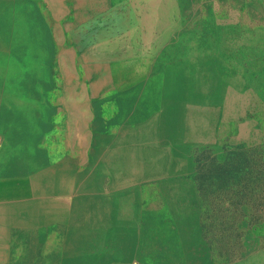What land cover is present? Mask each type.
Returning a JSON list of instances; mask_svg holds the SVG:
<instances>
[{"label": "rangeland", "instance_id": "obj_1", "mask_svg": "<svg viewBox=\"0 0 264 264\" xmlns=\"http://www.w3.org/2000/svg\"><path fill=\"white\" fill-rule=\"evenodd\" d=\"M1 1L0 74L44 98L50 161L79 156L58 148L73 138L63 97L82 98L98 197L60 199L63 263L153 264L120 261L131 225L159 217L161 242L168 230L199 264H264V0H52L57 16L48 0Z\"/></svg>", "mask_w": 264, "mask_h": 264}, {"label": "crops", "instance_id": "obj_2", "mask_svg": "<svg viewBox=\"0 0 264 264\" xmlns=\"http://www.w3.org/2000/svg\"><path fill=\"white\" fill-rule=\"evenodd\" d=\"M1 4L0 0V6ZM4 6L6 9V5ZM1 17L0 15V20ZM4 17L5 22H8V17ZM2 53L0 50V56ZM14 81L11 83L0 74V217L3 215V221L0 222V261L2 264H6L7 260H12L14 264H20L22 260H26L28 264L33 261H37L36 264H64L65 258L68 260L71 256L64 253V236L61 234V241L54 239L53 228L64 229V225H54L52 217L55 209L58 211L62 207V198H71L76 202V199L80 200L85 195L90 199L98 196L96 190H91L82 178L80 156L64 158V167L59 168L57 161H50L46 150L44 153V141L41 142L44 138V123L46 124L44 98L34 97L30 80L15 78ZM76 124L77 127L80 125H74ZM39 184H44V220L37 227L34 223L39 215L33 212L39 208L32 212L28 202L33 195L32 186L37 187ZM9 191L18 192L19 198L9 199ZM3 193L6 195L3 196ZM15 193L13 195L17 194ZM40 209L43 212V208ZM33 229L38 231L37 236L44 230L40 242L34 243L33 236L31 237ZM50 230L53 232H49ZM72 233L79 234L74 231ZM37 245L40 250L38 254H34L32 251ZM55 247L57 249L54 252ZM59 248L60 252L56 253Z\"/></svg>", "mask_w": 264, "mask_h": 264}, {"label": "bare ground", "instance_id": "obj_3", "mask_svg": "<svg viewBox=\"0 0 264 264\" xmlns=\"http://www.w3.org/2000/svg\"><path fill=\"white\" fill-rule=\"evenodd\" d=\"M48 1H49L50 5L52 7L51 9H52L53 15H56L57 16L58 14H60V13H58V9H57L58 7H57V5L52 0H48ZM54 31H56V30H54ZM56 34L58 35V31H56ZM57 62H58L59 68H60L59 69L60 73H62L63 76L70 75L71 70H69L70 64H69L68 58L65 57V56H60L59 59L57 60ZM60 98H62V97H60ZM64 98L67 99L65 101V103L67 105L68 111L70 110L69 112H71L68 115V121H69L68 127H71L73 129L72 130V135L73 136L71 135L73 138H72V141H71V139H69V137L66 135V138H64L65 140L62 141V143L59 145L60 148H58V149L59 150H62V149L63 150L64 149H73L74 151L76 150V152L79 154V156H81V149L82 148H85L84 146H85V143H86V139H85L86 133H85V130H83V125H84V122H85V115H84V112L85 111L82 112L81 107H80V105H81L80 100L82 98L76 96L75 95V92L70 91V90H67V93L65 94V96L63 97V99ZM70 107H71V109H70ZM57 112H58L57 116L59 118H61V116H64V114H65L64 111H57ZM75 123H79L80 125L77 127V124L74 125ZM41 142H43V141H41ZM46 149H47V147L44 146V153H45V150ZM63 159H64V157H60L58 159L57 158L54 159V161H57L59 168H63L64 167ZM113 164H116V163H113ZM118 164H119V162H118ZM48 180H49V178H48ZM1 187H3V186H1ZM73 187H74V184H73ZM32 191H33L32 192L33 195L31 196V199L28 202V205L32 207L31 208V209H33L32 212L34 210H37V208H39V210L34 211L33 213L34 214L38 213V215H39L38 218H37L38 220L34 224L37 225V227H40L42 225L43 220H44V215H43V213H44V204L43 203L44 202L42 201V197L44 195V184H39V185H37V187H33L32 186ZM81 191H83V189ZM9 192H11V193H9V196H10L9 199H18L19 198V193L18 192H16L18 195L15 192L14 193L16 195H13L14 194L13 191H9ZM19 192H20V190H19ZM4 195H6V194L3 193V196ZM1 201H2V198H1ZM11 208H12V206H11ZM40 208H43V212H41L42 210ZM40 213H42V214L40 215ZM1 217H0V222L3 221V215H1ZM167 223H168L167 221H165V220L164 221H161L160 218L158 217L154 222H152V223L151 222H148V226L145 224L143 226L142 230H141V228L139 229L137 226H135V223H133L131 225V227L133 229L132 230V235H131V236H133L132 238H133V242H134L133 249L131 250V252H129V255L125 259H122L120 262L121 263L122 262H127L128 263V262H130L132 260L133 257L141 254V256H142L141 259L143 261L147 260L148 262H151L153 264H199L194 259V256L189 252V250L187 249V247L182 246V248H181L182 250L181 251L179 249L180 248L179 246H177V248L173 246V249H170V241L173 238L172 237L173 234L169 233L168 230L165 231V237H166V239L169 240L168 244L167 243L165 244L164 242H161V240H163L162 235H163L164 232H163V230L160 231V229H162V228L154 227V226H158V224L159 225H163V224H167ZM151 227H154V230L153 229H150ZM36 232H38V231H36V230L33 229L32 230V234H31V237L33 236L35 238V235L37 236V233ZM1 236L2 235H0V238H1ZM92 236H94L93 235V232H92ZM37 237L40 238L41 235H39ZM71 238H73V237L71 236ZM3 240H6V239H3ZM38 242H40V241H38ZM97 247H98V245L96 244L95 245L96 250H98ZM95 248L93 250L94 251V254L96 253L95 252ZM57 252L58 251H56V253ZM36 262L33 261L31 264H36ZM14 263L15 262H13L12 260H7V263L6 264H14ZM21 263L28 264V262H26V260H22ZM0 264H2L1 261H0ZM38 264H44V263L39 262Z\"/></svg>", "mask_w": 264, "mask_h": 264}]
</instances>
